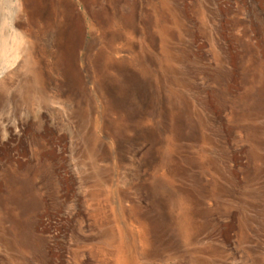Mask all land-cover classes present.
Returning <instances> with one entry per match:
<instances>
[{"label": "rangeland", "instance_id": "1", "mask_svg": "<svg viewBox=\"0 0 264 264\" xmlns=\"http://www.w3.org/2000/svg\"><path fill=\"white\" fill-rule=\"evenodd\" d=\"M0 264H264V0H0Z\"/></svg>", "mask_w": 264, "mask_h": 264}]
</instances>
